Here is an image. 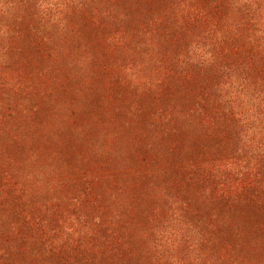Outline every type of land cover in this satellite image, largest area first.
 <instances>
[{"label": "rangeland", "instance_id": "obj_1", "mask_svg": "<svg viewBox=\"0 0 264 264\" xmlns=\"http://www.w3.org/2000/svg\"><path fill=\"white\" fill-rule=\"evenodd\" d=\"M0 264H264V0H0Z\"/></svg>", "mask_w": 264, "mask_h": 264}]
</instances>
